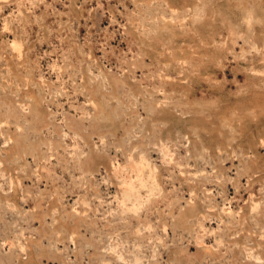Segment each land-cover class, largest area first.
I'll return each instance as SVG.
<instances>
[{"label": "rangeland", "instance_id": "1", "mask_svg": "<svg viewBox=\"0 0 264 264\" xmlns=\"http://www.w3.org/2000/svg\"><path fill=\"white\" fill-rule=\"evenodd\" d=\"M0 264H264V0H0Z\"/></svg>", "mask_w": 264, "mask_h": 264}]
</instances>
